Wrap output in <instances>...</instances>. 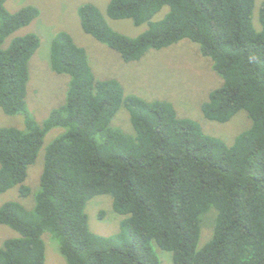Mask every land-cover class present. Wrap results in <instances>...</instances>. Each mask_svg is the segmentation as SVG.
<instances>
[{"label": "trees", "instance_id": "16d2710c", "mask_svg": "<svg viewBox=\"0 0 264 264\" xmlns=\"http://www.w3.org/2000/svg\"><path fill=\"white\" fill-rule=\"evenodd\" d=\"M6 1L0 0V106L23 115L24 129L0 126V194L18 186L28 197L29 167L45 152L34 208L15 200L0 206V224L20 234L4 241L0 264H44L45 233L67 264H163L154 242L174 264H264V1L257 28L255 0H110L111 18L148 23L136 37L113 30L94 4L79 8L84 30L125 61L182 39L198 43L222 78L203 104L205 116L226 122L245 109L252 119L231 145L180 117L170 101L125 94L119 80L98 79L66 31L56 33L51 50L53 69L70 77L66 99L38 122L27 94L29 61L41 39L31 32L5 43L40 11L27 5L10 12ZM165 6L167 14L152 20ZM123 104L134 134L111 124ZM100 194H110L125 215L118 233L89 227L85 208ZM212 207V236L197 250Z\"/></svg>", "mask_w": 264, "mask_h": 264}, {"label": "rangeland", "instance_id": "374dc122", "mask_svg": "<svg viewBox=\"0 0 264 264\" xmlns=\"http://www.w3.org/2000/svg\"><path fill=\"white\" fill-rule=\"evenodd\" d=\"M264 0H255L254 24L261 27L260 7ZM110 0H7L5 6L10 12L33 5L40 13L32 22L13 34L5 45L10 44L16 35L36 33L41 43L29 61L28 108L38 122L48 117L50 111L64 102L67 95L69 76L57 73L51 63L53 38L59 31L68 32L75 43L83 47L98 79H117L125 94H135L146 100H167L173 103L180 117L196 120L207 134L223 139L231 145L236 138L251 127L252 119L247 110L238 111L230 120L220 122L211 120L203 113V104L211 92L221 85L222 78L213 69L210 58L201 54L198 43L190 39L161 49H149L140 60L125 61L121 54L94 36L87 33L81 23L79 8L84 4L98 7L107 24L115 31L136 37L145 32L148 23L137 25L132 19H113L107 13ZM169 7L157 12L152 20L162 19ZM23 115H9L0 106V126H17L24 129ZM113 127L134 134L135 128L130 111L123 104L111 122ZM59 131L49 132L45 139L47 145ZM44 148L35 163L29 167L26 183L31 187L28 197L19 195L15 186L0 194V206L15 200L27 209L35 206V193L40 184V175L44 166ZM85 211L88 214L90 229L98 234L109 236L118 233L125 215L117 212L110 194H100L88 200ZM216 208L212 207L203 215L201 236L197 250L204 246L212 236ZM20 234L6 224H0V247L7 238ZM46 259L44 264H67L61 254L58 241L45 233ZM153 247L163 264H174L172 253L161 249L155 242Z\"/></svg>", "mask_w": 264, "mask_h": 264}]
</instances>
